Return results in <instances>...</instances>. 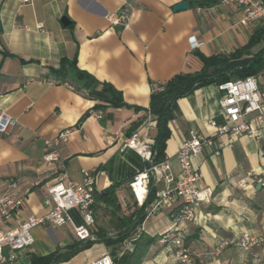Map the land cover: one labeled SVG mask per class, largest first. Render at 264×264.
<instances>
[{
    "label": "crops",
    "instance_id": "crops-1",
    "mask_svg": "<svg viewBox=\"0 0 264 264\" xmlns=\"http://www.w3.org/2000/svg\"><path fill=\"white\" fill-rule=\"evenodd\" d=\"M184 1L186 9L174 12L173 7ZM191 1L0 0V113L16 121L8 135H0V189L7 181L30 189L3 230L46 213L52 206L47 189L60 177L63 182H80L84 172H91L97 194L117 185L119 216L126 219L103 215L98 205L90 228L102 229L112 240L127 235L114 248L117 258L152 239L146 247L136 248L141 255L137 264H179L174 258L179 247L159 241L174 227L175 207L148 213V206L145 218L136 224L141 205L129 182L149 164L123 144L142 124L153 86L178 74L200 72L201 58L228 56L241 49L253 56L264 46V42L249 46L259 24L239 25L241 13L235 6L215 0L197 8ZM122 10L126 22L112 25L106 15ZM62 17L69 20L68 26L61 24ZM194 43L199 46L192 49ZM74 58L73 67L60 70L61 60ZM76 70L87 77H79ZM254 78L264 91V70ZM104 84L121 94L122 107L110 104ZM220 98L218 85L209 84L177 100L179 114L168 123L165 147L174 175L179 172L176 153L189 131L213 137L209 123H223ZM66 129L71 133L57 147L60 161L44 163V142ZM155 135L156 126L149 138ZM192 164L201 174L198 187L212 192L209 201L200 204L196 219L184 225V245L195 253V264H264V245L248 251L234 245L243 234L264 236V187L258 184L264 181V136H241L221 148H205ZM162 186L159 183L154 190ZM69 215L74 225L80 223L76 210ZM31 235V247L3 264H30L31 255L47 256L78 240L70 224L38 226ZM224 242L228 245L221 247ZM109 251L96 242L60 264H88ZM10 252L3 248L4 257Z\"/></svg>",
    "mask_w": 264,
    "mask_h": 264
},
{
    "label": "built area",
    "instance_id": "built-area-1",
    "mask_svg": "<svg viewBox=\"0 0 264 264\" xmlns=\"http://www.w3.org/2000/svg\"><path fill=\"white\" fill-rule=\"evenodd\" d=\"M19 1L30 2V0ZM219 3L224 6L233 5L237 8L241 13L238 21L241 26L251 23L264 24L263 0H219ZM106 18L112 25L118 26L126 22L127 14L122 10L119 13L108 14ZM198 46L199 44L194 43L192 49ZM53 83L68 86L60 81ZM218 89L221 93L219 107L223 123L221 125L213 121L209 123L214 129L213 137H205L189 131L188 139L181 144L176 153L175 158L179 166L177 175L172 173L169 160L166 158L159 164H151L152 140L149 138V131L155 126V121L148 111L140 127L131 133L123 144V148L133 150L149 164L146 169L135 174L129 182V188L136 202L140 205L144 202L149 185L155 187L162 183L163 186L156 189L154 193L148 213L161 208L175 207L171 213L174 227L169 233L161 235L159 241L161 243L170 241L179 247L174 255L179 264H195V253L184 245L186 240L184 225L196 219L200 204L208 202L212 194L209 189L198 187L201 174L193 166L192 158L199 155L205 148H221L241 136L251 139L264 136V91L259 89L255 78L248 77L223 83L218 85ZM93 115L99 117L100 113ZM15 125V119L5 113H0V135H8ZM70 133V129L63 130L55 138L44 142L45 153L42 157L44 163L53 164L60 161L57 147L60 143L67 142ZM224 139L227 143L223 142ZM258 184L264 187V181L258 180ZM137 190H142L141 197ZM29 192V188H21L14 181H7L0 189V264L15 261L18 252L29 249L33 243L31 231L38 226L63 227L70 224L78 240L92 239L89 230L95 223L93 205L96 194L93 173L84 172L80 182H63V177H60L47 189L52 206L46 213L41 216L28 217L25 221L16 222L13 228L3 230L1 226L8 224L15 217ZM71 210H76L79 214L80 223L78 225H74L69 215ZM226 245L228 243L224 242L221 247ZM234 245L248 251L264 245V236L256 238L243 234ZM4 247H8L11 251L8 257L3 256ZM88 264H113V261L109 255H103Z\"/></svg>",
    "mask_w": 264,
    "mask_h": 264
},
{
    "label": "trees",
    "instance_id": "trees-1",
    "mask_svg": "<svg viewBox=\"0 0 264 264\" xmlns=\"http://www.w3.org/2000/svg\"><path fill=\"white\" fill-rule=\"evenodd\" d=\"M193 0L191 5L197 8L208 7L213 4L215 0ZM264 2V0H263ZM264 42V24L259 25L251 36L249 46ZM75 58L71 62L61 60V68L63 71L68 66H74ZM203 63L202 70L194 74H178L172 77L168 82L152 87L150 93L149 106L147 111L155 121L156 135L152 140L150 149L152 151L151 164L156 165L165 159L166 142L170 137L168 123L179 114L177 107V100L190 95L198 88L209 84L221 85L230 81L246 79L248 77H255L264 70V46L255 55H249L246 50L241 49L228 56H213L210 58H201ZM79 77H87V75L79 70H76ZM103 90L108 93L110 97V104L114 107H122L124 104L121 99V94L110 85H103ZM97 109V107L95 108ZM117 185L110 186L99 194H95V203L93 205L94 214L98 205L102 214H107L115 219L121 220L119 213L121 212L120 204L117 197ZM154 186L149 185L147 197L141 204L140 211L137 217L136 224L141 223L146 216L145 209L154 199ZM97 207V208H96ZM124 218V217H122ZM126 219V218H124ZM123 219V220H124ZM90 234L94 239H87L85 241H74L72 244L56 249L53 253L38 257L30 256V264H60L69 261L78 253L91 248L96 242L104 243L105 247L109 249V256L113 264H137L141 255L136 252V248L147 246L152 242V239L146 240L133 249L127 256L118 259V253L114 248L120 246L127 235L118 236L117 239L112 240L107 237L105 231L97 229L96 232L90 229ZM124 263V259H126Z\"/></svg>",
    "mask_w": 264,
    "mask_h": 264
},
{
    "label": "water",
    "instance_id": "water-1",
    "mask_svg": "<svg viewBox=\"0 0 264 264\" xmlns=\"http://www.w3.org/2000/svg\"><path fill=\"white\" fill-rule=\"evenodd\" d=\"M186 7H187V3L184 1V2H181V3L177 4V5H175V6L173 7V11H174V12H179V11L185 10ZM61 24H62L64 27H66V26L69 25V20H68L66 17H62V18H61ZM0 32H1V27H0Z\"/></svg>",
    "mask_w": 264,
    "mask_h": 264
},
{
    "label": "bare ground",
    "instance_id": "bare-ground-1",
    "mask_svg": "<svg viewBox=\"0 0 264 264\" xmlns=\"http://www.w3.org/2000/svg\"><path fill=\"white\" fill-rule=\"evenodd\" d=\"M137 193H138L139 197H141V195H142V190H137Z\"/></svg>",
    "mask_w": 264,
    "mask_h": 264
}]
</instances>
